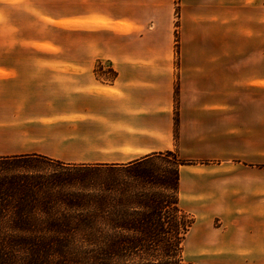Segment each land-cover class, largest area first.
<instances>
[{"label":"crops","instance_id":"crops-1","mask_svg":"<svg viewBox=\"0 0 264 264\" xmlns=\"http://www.w3.org/2000/svg\"><path fill=\"white\" fill-rule=\"evenodd\" d=\"M6 8L0 157L172 153L188 261L264 264V0H0V24Z\"/></svg>","mask_w":264,"mask_h":264},{"label":"trees","instance_id":"trees-1","mask_svg":"<svg viewBox=\"0 0 264 264\" xmlns=\"http://www.w3.org/2000/svg\"><path fill=\"white\" fill-rule=\"evenodd\" d=\"M40 160L52 171H36ZM105 166L0 157V264H190L182 255L193 220L178 204L177 169L162 184L173 194L165 207L142 195L112 207L110 186L93 189L92 170Z\"/></svg>","mask_w":264,"mask_h":264},{"label":"rangeland","instance_id":"rangeland-1","mask_svg":"<svg viewBox=\"0 0 264 264\" xmlns=\"http://www.w3.org/2000/svg\"><path fill=\"white\" fill-rule=\"evenodd\" d=\"M3 1L10 2V0ZM2 15L3 22L0 25L3 26L2 33L4 35L2 38L0 37V43L17 44L18 40H16V37L9 33L12 26L10 9H4ZM174 20L175 27L177 26V11H175ZM30 164H34V169L41 174L49 173L53 169L51 164H46L43 160ZM176 169L177 164H175L173 158L167 154H161L142 162L107 165L92 170L91 175L94 181L93 189L99 191L103 188L104 184L110 186L111 199L113 200L111 201L112 207H115L117 205L116 202L120 199H124L126 202H132L141 195V197H144L145 199L153 198V200H158L159 207L163 201L169 202L173 197V194L170 191H166L162 188V184L166 181L173 182ZM162 204L164 206V203ZM167 211V209L164 210V212ZM182 257L185 262H189L184 252Z\"/></svg>","mask_w":264,"mask_h":264}]
</instances>
